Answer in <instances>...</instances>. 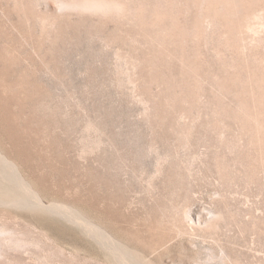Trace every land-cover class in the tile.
<instances>
[{"label":"rangeland","instance_id":"374dc122","mask_svg":"<svg viewBox=\"0 0 264 264\" xmlns=\"http://www.w3.org/2000/svg\"><path fill=\"white\" fill-rule=\"evenodd\" d=\"M116 1L0 0V150L116 239L0 203V264H264V0Z\"/></svg>","mask_w":264,"mask_h":264},{"label":"bare ground","instance_id":"6f19581e","mask_svg":"<svg viewBox=\"0 0 264 264\" xmlns=\"http://www.w3.org/2000/svg\"><path fill=\"white\" fill-rule=\"evenodd\" d=\"M58 1H59L58 2L59 7L62 8V10L63 9H76V10H81V11L83 10V11H91V12L96 11V12H112L113 13V12H118V11L121 12L125 6V5L123 6L124 3L122 4L116 0H58ZM200 2H201L202 7L205 6V8L207 7L208 4L210 5L212 4L216 8L215 10L220 11L222 14H224L229 19L231 18V20L232 19L236 20L240 18L244 12L243 11V6H244L243 0H200ZM0 160L9 169V170H5V172L0 170V203H6V205L8 206L13 205L15 207L25 208L26 210H32V211H34L35 207L40 206L43 208V210L44 209L51 210V211L56 212V214H60V215L66 214L69 220L73 221L77 225L80 226L82 224L83 225L85 224L86 227L90 228L91 230L93 228L94 229L96 228L95 230L101 231L102 234L108 237V239L116 240L115 237L108 230L90 221V219L88 220L83 215L84 213L82 214L81 211H78L74 209L73 207H70L69 205L64 206V205H59L56 203L46 204L42 200L39 191L25 177V175H23V172L18 167V164L14 160L9 158L7 155H5L1 150H0ZM7 244L9 245L11 244L14 246H23V240L17 237L14 234V232H12L8 228V226L6 227V226L0 225V255L4 253V249H5L4 246ZM114 244H115V241H114ZM119 249L121 248L119 247Z\"/></svg>","mask_w":264,"mask_h":264}]
</instances>
